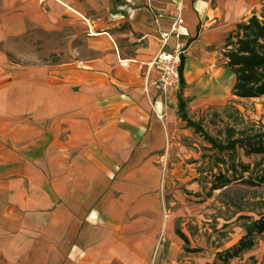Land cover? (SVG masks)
I'll list each match as a JSON object with an SVG mask.
<instances>
[{"label": "crops", "instance_id": "1", "mask_svg": "<svg viewBox=\"0 0 264 264\" xmlns=\"http://www.w3.org/2000/svg\"><path fill=\"white\" fill-rule=\"evenodd\" d=\"M262 1L0 0V264H203L166 165L181 124L216 149L190 116L238 97L218 51ZM177 15L184 83L165 94L149 63Z\"/></svg>", "mask_w": 264, "mask_h": 264}, {"label": "rangeland", "instance_id": "2", "mask_svg": "<svg viewBox=\"0 0 264 264\" xmlns=\"http://www.w3.org/2000/svg\"><path fill=\"white\" fill-rule=\"evenodd\" d=\"M251 13L264 20V0ZM237 31L236 25L221 43L218 59L224 61L223 64L227 61V51L235 47ZM38 35L41 39L35 40L37 49L44 50L46 34L38 30ZM258 49L264 52V42ZM9 56L15 57L12 53ZM38 56L49 58V54ZM190 117L198 122L205 135L217 142L258 136L264 141V95L231 96L223 104L194 111ZM181 125L184 131L179 139L187 149L181 160L166 165L170 174L179 177L169 183L175 187L177 198L167 207L168 212L182 209L175 217L176 227L190 231L193 243L187 245L192 244L195 251L191 252L201 259L200 263L264 264V232L253 233L251 245L236 250L247 233L245 225L264 213V182L260 180L264 172V152L246 151L240 145H236L235 150L219 152L211 149L199 132ZM225 249L228 259H219L217 253Z\"/></svg>", "mask_w": 264, "mask_h": 264}, {"label": "trees", "instance_id": "3", "mask_svg": "<svg viewBox=\"0 0 264 264\" xmlns=\"http://www.w3.org/2000/svg\"><path fill=\"white\" fill-rule=\"evenodd\" d=\"M237 30L235 47L226 53V65L236 75L232 93L238 97H258L264 95V52L258 49L264 42V20L259 19L253 13L247 18L245 23H237ZM183 66L184 56L182 55L179 65L180 87L184 83L182 78ZM184 104L185 102L178 97V108L183 118H185ZM187 123L192 126L195 125L190 120H187ZM196 129L201 130L199 127ZM207 139L218 151L235 150L238 144L246 148V151L249 150L255 153L264 152V141L259 136L257 138H235L229 140L227 143L217 142L208 136ZM243 169L246 170L245 165ZM260 178L261 182H264V172ZM246 229L247 233L238 242L236 250L251 245L253 233H261L264 231V213L258 219H254L247 224Z\"/></svg>", "mask_w": 264, "mask_h": 264}, {"label": "built area", "instance_id": "4", "mask_svg": "<svg viewBox=\"0 0 264 264\" xmlns=\"http://www.w3.org/2000/svg\"><path fill=\"white\" fill-rule=\"evenodd\" d=\"M183 23V18L180 15H177L173 18L170 25L161 29L159 32L161 46L153 60L149 63V66H152L155 63L160 64L161 71L157 83L165 94L179 89V65L183 54V46L176 42L172 49L166 50L164 49V45L171 36L177 37L179 35V29ZM157 115L158 117H161L160 114Z\"/></svg>", "mask_w": 264, "mask_h": 264}]
</instances>
